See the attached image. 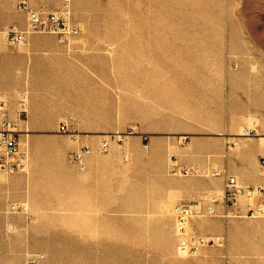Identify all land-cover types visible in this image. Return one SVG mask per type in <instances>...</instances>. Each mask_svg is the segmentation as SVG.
Listing matches in <instances>:
<instances>
[{"label":"crops","instance_id":"obj_1","mask_svg":"<svg viewBox=\"0 0 264 264\" xmlns=\"http://www.w3.org/2000/svg\"><path fill=\"white\" fill-rule=\"evenodd\" d=\"M26 1L41 11L64 3ZM93 3L70 0L72 14L102 13ZM199 24L179 28L189 30L181 34L188 41L174 46L173 34H158L157 23H120L118 30L134 32L118 37L116 54L109 38L93 32L110 29L105 23L88 22L68 47L43 33L11 45L0 32V94L14 110L18 93H26L29 144L27 173L0 175V264H25L32 254H43L42 264H200L176 252L170 207L204 203L206 188L222 179L173 175L172 155L182 166L223 168L242 184L264 187L263 140L243 138L229 148L231 137L223 136L236 130L239 101L241 116L263 123L264 71L158 69L159 61L227 60L219 28ZM11 25L24 29L26 13L17 0H0V31ZM129 125L135 134L108 139L101 149L109 133ZM83 146L89 152L82 163L71 161ZM11 203L24 209L10 211ZM204 222L210 220L194 218L192 226Z\"/></svg>","mask_w":264,"mask_h":264},{"label":"rangeland","instance_id":"obj_2","mask_svg":"<svg viewBox=\"0 0 264 264\" xmlns=\"http://www.w3.org/2000/svg\"><path fill=\"white\" fill-rule=\"evenodd\" d=\"M93 4L99 7L100 10H103V12L93 15L72 14L73 19L78 22L80 27L78 37H81L82 34L87 32L86 24L88 22L108 24L111 27L110 29H100L93 32L99 37L106 36L111 40V45H109V53L111 54L117 53V42L120 35L130 38L131 36L129 34L134 32L132 29L118 30L116 27L120 23H126L127 27H131L134 22L157 23V27L159 28L157 30L158 34L164 32L173 34L172 43L174 46L187 43L188 41H183L181 34L187 33L189 30L179 28H196L199 27V23H204L205 25L215 24L219 28L215 32L220 34V39L217 43H221L222 53L227 60L210 63H170L159 61L157 63L158 69L174 70L175 73L177 70L183 68L219 69L221 71L251 70L256 73H260L262 70L264 71V0H94ZM165 27L170 29L165 30ZM193 32L198 31L194 30ZM157 42L159 46L166 43L164 39L162 41L159 39ZM237 105L239 117L236 118V130L233 132L229 131L230 133L223 135L231 137L229 141L233 143L227 144L229 148H231L230 146H236L237 142L243 138H254V136L241 135L245 125L257 124L259 127L262 125L259 124V119H256V115L254 117L241 116L245 112L243 110L245 104L239 101ZM62 132H66V130ZM257 137L259 136H255V138ZM185 138L182 137L181 139L184 140ZM260 139L263 140V142H260L264 145V139ZM145 141L147 140L145 139ZM211 169L204 171L202 168H199V173L202 175L195 177H200L207 181L212 178L208 175ZM260 170L264 171L262 169ZM206 173L207 175H205ZM239 183L241 182L239 181ZM222 186L223 179L220 186H208L206 188L210 194H207L209 196L208 199L215 195H220ZM211 189L214 191L210 192ZM208 199L204 203L201 200L183 201L199 204V213H195L196 215L189 220V232L190 235L203 239L201 240L202 245L198 246L196 250L197 253L191 257L203 261V263L200 261V264H264V213L260 217H250L247 215V199L242 195L238 197L237 204L232 207V214L223 216L225 210L220 204H217L215 205L217 214L215 216H207L204 215V210L208 205ZM255 199L256 197H249L250 202H254ZM260 201L264 205V197ZM176 204L170 207L169 213L171 215H173L172 208ZM194 218H200L202 220L209 219L210 222H204L202 227L195 230L192 226ZM214 226L218 228L217 233L208 231ZM203 228H205L204 232L202 230ZM217 236L223 238L222 246L207 243L208 238H218Z\"/></svg>","mask_w":264,"mask_h":264},{"label":"built area","instance_id":"obj_3","mask_svg":"<svg viewBox=\"0 0 264 264\" xmlns=\"http://www.w3.org/2000/svg\"><path fill=\"white\" fill-rule=\"evenodd\" d=\"M18 8L26 13V25L24 29H20L11 25L2 32L11 45L21 44L29 33L52 34L57 41L65 46H69L80 34L78 22L72 17L70 0H64L63 8L56 11H41L31 8L26 0H17ZM25 98V99H24ZM27 95L21 92L18 95L16 108L11 110L8 101L0 94V174L13 175L18 173H26L29 163V145L26 139L27 129L24 125L26 121V105ZM20 122H24L20 124ZM61 131L66 130L65 125L60 126ZM260 130V131H259ZM135 128L131 125L127 126L123 131L109 133L107 139H103L100 143L102 150L107 149L108 139L120 143L126 136L135 134ZM244 136H264V124L255 128L245 129ZM25 139V142H24ZM143 139L146 136L143 135ZM233 143V142H230ZM229 143V144H230ZM89 152L87 146L73 151L69 155V159L73 162L82 163L83 156ZM170 172L173 175L180 176H199L202 175L197 166H182L177 163L176 156L170 157ZM259 167L264 170V157L259 158ZM207 175V173L205 174ZM211 177L222 178L223 186L220 195H215L208 199V205L204 210V215L215 216L217 208L215 205L220 204L225 210L223 216L232 214V207L237 204L239 196L244 195L247 199L246 212L250 217H260L264 213V205L260 201L264 197L263 186H245L239 183L235 175L230 174L226 169L212 168L210 170ZM250 196H255L254 202L249 201ZM199 205L192 202H180L173 207V216L175 219L176 234L178 241L176 244V252L185 257H191L195 251L197 241L202 242L203 238L190 235L187 230L189 220L196 215L193 213V206ZM24 206L18 203H11L10 211H22ZM199 213V210H198ZM218 237V236H217ZM220 237V236H219ZM219 241L210 239L207 243H213L217 246L223 245V238ZM43 254L30 255L25 264H42Z\"/></svg>","mask_w":264,"mask_h":264},{"label":"bare ground","instance_id":"obj_4","mask_svg":"<svg viewBox=\"0 0 264 264\" xmlns=\"http://www.w3.org/2000/svg\"><path fill=\"white\" fill-rule=\"evenodd\" d=\"M4 35V34H3ZM5 37V36H4ZM25 99V98H24ZM27 99V98H26ZM23 122H20V124H22ZM262 124H264V120H263V123ZM255 126H257V124H255V125H245L244 127H243V129H242V132H241V135H246L245 134V129H246V127L247 128H255ZM258 138H263L264 139V136H259ZM233 141H234V139H233ZM101 142V141H100ZM28 167V166H27ZM0 175H2V176H6L5 174H0ZM209 175V174H208ZM250 197H255V196H250ZM172 211H173V209H172ZM175 230H176V226H175ZM187 230L189 231V225H188V228H187ZM177 235V234H176ZM210 239H214V240H216V241H219L221 238L220 237H218V238H213V237H210V238H208V240L207 241H209ZM196 243V247L198 248V246H200V245H202V242H200V241H197V242H195ZM196 248V249H197ZM197 253V251H195V253L192 255V256H194L195 254ZM180 256H183V257H185V255H181V254H179Z\"/></svg>","mask_w":264,"mask_h":264}]
</instances>
